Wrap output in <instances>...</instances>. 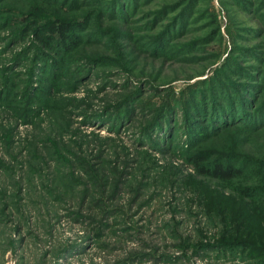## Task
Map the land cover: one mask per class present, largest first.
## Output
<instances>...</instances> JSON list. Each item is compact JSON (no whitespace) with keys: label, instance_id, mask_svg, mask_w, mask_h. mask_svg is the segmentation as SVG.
Masks as SVG:
<instances>
[{"label":"rangeland","instance_id":"rangeland-1","mask_svg":"<svg viewBox=\"0 0 264 264\" xmlns=\"http://www.w3.org/2000/svg\"><path fill=\"white\" fill-rule=\"evenodd\" d=\"M0 264H264V0H0Z\"/></svg>","mask_w":264,"mask_h":264},{"label":"trees","instance_id":"trees-1","mask_svg":"<svg viewBox=\"0 0 264 264\" xmlns=\"http://www.w3.org/2000/svg\"><path fill=\"white\" fill-rule=\"evenodd\" d=\"M67 27L64 26L63 24H60V27H56L55 25L50 24L48 26V30L51 33V36L57 35V37L61 38L62 40L66 38L65 31ZM198 163V160H195ZM198 172L203 175V176H208L214 179H218L221 181H229L236 176L240 174L239 170L234 169L233 167H222V166H217L213 169H206L204 167H196Z\"/></svg>","mask_w":264,"mask_h":264}]
</instances>
